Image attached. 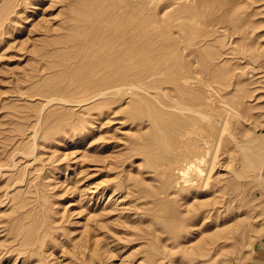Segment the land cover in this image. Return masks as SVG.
<instances>
[{
    "label": "rangeland",
    "instance_id": "1",
    "mask_svg": "<svg viewBox=\"0 0 264 264\" xmlns=\"http://www.w3.org/2000/svg\"><path fill=\"white\" fill-rule=\"evenodd\" d=\"M81 1L0 0V264H247L264 239V178L237 141L264 138V0H200L193 13L198 43L192 52L183 44L181 58L197 87L190 102L210 115L194 139L209 148L215 139L223 121L217 96L241 114L229 121L237 139L224 133L208 185L189 189L175 185L185 182L166 167L180 149L172 118L169 131L154 133L129 86V94H82L91 80L70 40ZM101 1L108 12L116 2L121 15L142 0ZM169 2L136 5L172 32L166 17L178 3ZM108 20L113 28L124 22ZM171 32L163 40L178 36ZM167 82L151 94L141 90L170 101L179 89ZM212 83L216 100L207 91ZM208 159L200 161L204 173Z\"/></svg>",
    "mask_w": 264,
    "mask_h": 264
},
{
    "label": "bare ground",
    "instance_id": "2",
    "mask_svg": "<svg viewBox=\"0 0 264 264\" xmlns=\"http://www.w3.org/2000/svg\"><path fill=\"white\" fill-rule=\"evenodd\" d=\"M92 1L93 0H88V1L83 0L80 2V5L82 4L81 6L79 5V3L78 4L75 3L76 5L74 6L76 8L75 7H74L75 9L73 8L74 13H75L74 21H76L78 24H81V25L78 27L80 29L77 30V33L74 35L73 39H70V40L74 42L76 41L75 45L80 48L82 57L80 58L81 61L79 64V68L84 69L86 71L85 73H87L88 77L91 80V82L88 80L87 85L86 84L82 86L80 85L82 94L89 95V97H94L98 95L102 96V95H107L109 93H112V94H116L115 96H117L116 91H111L113 88H117V90H121L127 94L129 92V89L127 88L128 91L124 90V87L129 86L130 89H133L131 91L132 94H136L137 96H139V98L143 102L139 104V107L145 106L147 114L152 118L153 125H154L153 127L154 133H159L158 132L159 130H160V133H163L166 130L169 131L168 126L170 124L174 125L173 131L176 133L175 135L177 138L178 145L180 143V147H179L180 149L177 151L176 157L169 164L170 166L167 165L166 167H169V169L171 167L174 170V173H176V175L180 179H183V181L185 182V184L182 185L181 184L182 182L180 180H177V182H175V185L177 186L180 185L181 188H187V189L190 188L188 186L195 184L197 181L198 182L201 181L200 186L208 185V179L210 177V173L212 169L215 168L218 158L220 156L219 154H220L221 146L223 143L224 133L227 131L233 138L237 139L234 133L230 130L229 121L232 116L234 115L239 116L241 114V111H240V108L237 107L234 103L227 100L226 99L227 97H225L224 95L223 96L220 95L219 96L220 98H218L217 96L216 98L220 99V100H217L221 104V106H218L219 107L218 109L221 110V114L223 115V121L221 122V127L217 129L215 139L211 140L210 148L204 142H200V140L194 139L193 133H197L198 131L203 130L204 128L203 122L210 115L204 109L205 107L197 108L195 105L192 104V102H190L188 98L190 97L189 94H191L192 96V93L197 90V87L195 88L196 90H194L193 86H191L190 84L192 77H194V75H193V72H192L193 76L190 75L188 73L190 70L188 71V68L187 69L185 68L184 65L186 64L183 63L185 59L183 61L181 58L183 54V50H180V49L186 48L192 52L193 47L196 46L198 43L199 34H197L194 28L195 19L193 18L194 17L193 13L195 12L196 9H198L200 0H169L170 1L169 3H172V4L178 3V7L175 10L172 9L169 16L166 17L168 19H172L170 20L172 24L170 21L167 20L172 27V28L170 27V29L173 30L172 31L173 33L171 31L170 32L172 34H175L176 33L175 31L177 30L178 36L171 35L170 37H167L168 39L166 38L167 41L163 39L165 38L164 36H166V34H168L167 36L170 35V32H168L169 29L167 30V26H165L166 29H162V30L157 29V25H155L156 23H154L152 20H149L148 18L149 15H150L149 17H151L152 11L147 7L151 11L150 14H146L147 12L146 13L144 12L143 8L145 7V4H144V7H142L143 0L141 2L139 1L140 3L134 2V4L142 3L141 8L139 7V5L137 6L136 4L135 5L131 4L132 5L131 7L129 5L130 8L127 7L130 10L125 8L128 10V11L126 10L127 13L123 14L124 12L123 11L121 15L119 14L120 6L119 7L114 6V8H116L114 9L113 5L116 2L112 0L113 1L112 3H114L112 4L113 12L115 10L119 12V13L114 12V13H117L116 15H114L116 18L115 21L123 22V19H124V22L122 24L121 23L117 24L116 22L117 24L116 25L114 23L115 25L114 28L112 27L113 24L109 22L108 20L110 17V21L112 22L114 21V20H111V18H114L112 15L113 13L111 12L112 10L110 9V12H111L110 15H112L111 17L110 15H108V13H110L108 12V8L101 6L103 5L102 4L103 1L96 0L98 5L94 4L95 7H92V8H94L95 12H93V10L90 7V6H93L92 4L94 1L93 2ZM126 1L127 0H125V2ZM130 1L128 0L127 2H130ZM204 1L205 0H202V3ZM86 5H88V7L90 8H87ZM96 7L97 9H95ZM88 9H91V11H89ZM74 21H72L73 24H74ZM168 22L166 24H168ZM74 25L76 26V24ZM174 28L176 29L175 31H174ZM183 44H184V48H181ZM63 51L65 53V50ZM76 54L77 53H75V55ZM187 56H185L186 59H187ZM65 58L68 59L67 57ZM78 59L76 60L78 61ZM62 60H65V59H62ZM190 60L191 59L189 58V62H191ZM187 64L189 63L187 62ZM57 65H58V62H57ZM183 68H184V71L182 70ZM60 69H58L59 72H60ZM81 69H80V72L83 73ZM66 72H67V69H66ZM85 78L87 77L85 76ZM147 78H150L149 81ZM207 78H205V80ZM209 79H207L208 82L207 80L205 81L208 84H209V81L212 80V79L210 80ZM194 80H193V83L195 82ZM202 80L204 79L202 78ZM163 81H168L167 83H169V81L175 82V84L177 85V88L179 89L178 96L175 99L171 97L172 99L170 101L169 99L168 101H164L160 97H156L155 99H153V98H150L148 95L144 94L145 92L143 90L148 91V93L150 92V90H152V88L159 90L161 86L160 83ZM212 81H215V80L213 79ZM197 82H199L198 84L201 83L198 80ZM46 84H49V83H46ZM200 85L202 86L203 84L201 83ZM199 89L197 93L198 92L200 93V91L202 90L201 88ZM56 90L58 91V89ZM138 90H141L142 92ZM214 90L218 91L219 88L216 87L215 89L213 85V87L207 90L210 93L209 94L210 97L215 98L216 94ZM175 91L176 90H174L173 93ZM202 91H205V88ZM220 92L221 91L218 92V95L222 94ZM173 93L170 95L174 96ZM204 94L205 93H203V95ZM59 97L62 100H69L65 96H59ZM166 97H165V100L168 98ZM113 98L114 97L110 99H113ZM214 98L212 99L208 98V100L210 99L211 102L208 101L206 98L205 99L207 102H210L211 104L212 101H214L213 100ZM108 100L109 98L105 96L103 101H108ZM114 100L116 99L114 98ZM136 100H139V99L137 98ZM193 100L195 99L193 98ZM194 102H196V100L193 101V103ZM219 102L217 103L219 104ZM158 103L162 106H160ZM217 103L215 104L216 106H217ZM195 104L198 105V103H195ZM205 104L206 103L202 104L201 106H205ZM213 104L214 102L211 104L214 107ZM206 106H209V105H206ZM172 108L175 110H173ZM168 118H172V121L170 124H167ZM262 134L264 137V132ZM237 142L239 144L240 151L243 155V158L247 161L249 165H251L255 170L258 171L257 172L258 177L264 178V175L262 174V168L264 167V138L253 135L249 137L247 140H245L243 143H239V141ZM205 156H208L209 163L204 173V168L201 166L200 161L201 160L203 161V158ZM193 168H195L196 171L192 172V170H194ZM200 174H203V175L200 176Z\"/></svg>",
    "mask_w": 264,
    "mask_h": 264
},
{
    "label": "crops",
    "instance_id": "3",
    "mask_svg": "<svg viewBox=\"0 0 264 264\" xmlns=\"http://www.w3.org/2000/svg\"><path fill=\"white\" fill-rule=\"evenodd\" d=\"M251 258L247 264H264V239L261 244L257 246L252 252Z\"/></svg>",
    "mask_w": 264,
    "mask_h": 264
}]
</instances>
